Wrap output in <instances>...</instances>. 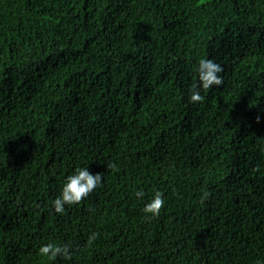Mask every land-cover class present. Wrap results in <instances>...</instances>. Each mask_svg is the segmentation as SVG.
I'll return each mask as SVG.
<instances>
[{"label":"trees","instance_id":"16d2710c","mask_svg":"<svg viewBox=\"0 0 264 264\" xmlns=\"http://www.w3.org/2000/svg\"><path fill=\"white\" fill-rule=\"evenodd\" d=\"M262 149L264 0H0V264H254ZM77 166L104 182L58 213Z\"/></svg>","mask_w":264,"mask_h":264},{"label":"clouds","instance_id":"9594fccd","mask_svg":"<svg viewBox=\"0 0 264 264\" xmlns=\"http://www.w3.org/2000/svg\"><path fill=\"white\" fill-rule=\"evenodd\" d=\"M199 81L191 85L189 99L191 101H201L204 99L201 88L209 89L213 85H222L224 77L221 75L223 72V65L215 58L202 57L198 63ZM257 119H260L258 116ZM264 151V149H262ZM107 168L116 169L118 165L114 161L107 163ZM103 172L93 173L88 166H77L71 173H69L65 182L63 183L62 190L59 195L53 200L55 211L63 213L66 211L65 205H72L80 202L87 197L93 190L103 184ZM135 195L139 198L145 196L143 188H137ZM205 197L207 193L204 194ZM166 203V197L163 190L155 188L150 199L144 203L143 211L150 213L151 216H158L161 208ZM96 234L93 233L89 236V241L95 239ZM39 253L46 256L48 259H56L58 256L71 258L70 245L67 243L59 244L54 242H47L42 244ZM254 264H264V257H256Z\"/></svg>","mask_w":264,"mask_h":264}]
</instances>
